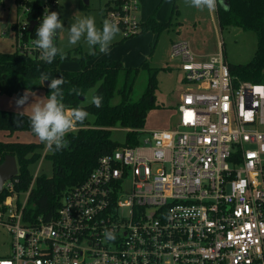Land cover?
I'll return each mask as SVG.
<instances>
[{
	"label": "built area",
	"instance_id": "2783aa9c",
	"mask_svg": "<svg viewBox=\"0 0 264 264\" xmlns=\"http://www.w3.org/2000/svg\"><path fill=\"white\" fill-rule=\"evenodd\" d=\"M15 3L25 17L12 26L15 50L39 58L31 41L45 9L60 13L61 0ZM138 6L105 0V17L124 37L137 36ZM171 56L190 85L176 127L100 157L48 220L26 217L7 181L0 226L11 253L0 264H264V83L236 84L221 42L199 59L177 40Z\"/></svg>",
	"mask_w": 264,
	"mask_h": 264
},
{
	"label": "trees",
	"instance_id": "16d2710c",
	"mask_svg": "<svg viewBox=\"0 0 264 264\" xmlns=\"http://www.w3.org/2000/svg\"><path fill=\"white\" fill-rule=\"evenodd\" d=\"M173 16L178 17L179 10L175 4ZM60 15V14H59ZM217 16L222 28L237 26L256 35V50L252 60L246 64L229 65V70L236 84L250 82L264 83V0H228V6L217 5ZM173 19L167 22L157 21L154 14L141 22L137 36L153 32L157 36L162 31H169L175 25ZM135 37V36H132ZM124 37L119 43L128 38ZM153 51V48H152ZM73 52V53H72ZM96 55H89L80 48L67 52L64 59L60 56L48 64L39 58L19 54L0 52V93L22 96L24 91L43 89L46 96L50 94V80L42 84L41 72L50 78L64 77V103L68 107H83L89 117L83 125L66 136L68 146L60 151L46 152L45 145L38 142H3L0 141V164L7 155L16 158L18 175L13 179L14 191L18 194L30 189L28 203L32 206L24 209L25 216L35 219L43 216L52 218L65 192L83 182L95 168L100 157L111 154L119 146L134 147L143 140L142 135L148 114L154 109L164 108L157 102L159 71L168 68L152 67L149 59H144L136 67H126L120 60H102L89 63ZM151 57V54L150 56ZM77 61L80 68L76 71L63 69L64 62ZM147 73V85L142 95L135 96L134 88L140 74ZM77 88L82 95L71 93ZM90 90L103 97L102 107L96 108L86 103ZM90 117H93L91 120ZM121 127L126 130L124 143L112 139V129ZM0 131L15 133L31 132L28 114L0 109ZM35 136V135H34ZM43 157L52 162L51 177L45 174L33 176L30 167ZM34 181V182H33ZM9 195L6 189L0 193V205Z\"/></svg>",
	"mask_w": 264,
	"mask_h": 264
},
{
	"label": "rangeland",
	"instance_id": "374dc122",
	"mask_svg": "<svg viewBox=\"0 0 264 264\" xmlns=\"http://www.w3.org/2000/svg\"><path fill=\"white\" fill-rule=\"evenodd\" d=\"M159 1H162V3L158 6L157 14L159 13L158 16H164L167 20L171 15L174 0ZM104 3L105 0H90L89 5H85L82 0H61L59 18L63 22V26L66 30L70 28L71 23L75 21L77 16H93L96 19L97 26L100 27L102 21L106 18ZM176 4L180 10L177 17L180 24L174 26V29L172 30L160 32L158 36L157 34L152 35L149 33L143 37V39H151V37H153L154 40H158L157 43L153 45V48H155L154 51L151 52V57H149L150 55L148 54L151 66L168 69H161L157 75L159 82L158 90L156 91L157 102L164 108L154 109L148 114L145 128L143 129V131L146 132L143 133L142 140L154 131L176 127L179 115L177 112V105L175 104L181 97L182 93L190 86L185 81L183 71L180 68L176 69L175 66L172 67L173 65L179 64V60L173 59L171 56L172 42L177 40H187L192 43L193 47L196 45L199 51L206 52H219V42H221V49L225 61L229 65L246 64L250 62L256 50L255 33L244 31L237 26L222 28L217 24L214 27L205 10L200 11L193 8L186 3V0H176ZM24 18L22 11L17 9L15 0H4L3 3H0V52L12 53L16 51L15 46L13 45L14 32L12 31V26L18 20ZM138 19L140 21L141 18L138 17ZM66 30L59 32L57 47L62 48L65 54L77 48H80L83 52H88V47L83 40L76 45H70L68 43V32ZM2 31H6V34H3ZM121 35H123V32L120 30L115 39H118ZM154 40L152 42H154ZM65 63L61 65L63 69L69 70L72 68H80L77 61H68L69 64ZM146 85L147 73L143 71L134 88L135 96L139 97L142 95ZM93 91L94 90L89 91L87 95L89 99L91 95H93ZM1 95L9 96L4 94ZM32 98V96L29 97V101L34 102ZM89 99H86V103H90ZM0 109L3 110L2 108ZM90 119L92 120L93 117H90ZM125 132L126 130L119 126L113 128L112 139L119 143H124ZM28 141L33 140L28 139ZM28 141L23 140L19 142ZM43 152L45 155L48 150L45 148ZM30 169L34 177L41 174L51 177L53 173L52 162L45 157L37 163L32 164ZM32 184L34 185V183ZM28 192L29 190L20 193L19 201L21 205L26 203L27 208L31 209L32 206L28 203ZM10 253L11 235L7 228L0 226V259L9 256Z\"/></svg>",
	"mask_w": 264,
	"mask_h": 264
},
{
	"label": "clouds",
	"instance_id": "9594fccd",
	"mask_svg": "<svg viewBox=\"0 0 264 264\" xmlns=\"http://www.w3.org/2000/svg\"><path fill=\"white\" fill-rule=\"evenodd\" d=\"M186 3L200 11L206 9L209 13H214L218 3L223 5L224 0H186ZM65 30L59 13L49 12L48 9H45L41 23L36 29V39L31 41L32 45L39 50V58L42 61L51 64L57 55L60 56V59L65 58L63 49L54 43L57 33ZM66 31L70 45H76L83 40L88 47L89 55L94 56L97 53L109 54L110 45L120 32V28L117 22L108 18H105L102 25L98 27L95 17L77 16ZM40 79L42 84L50 80L48 85L50 94L44 98H36L35 102L29 104V97L35 94L27 90L16 100V106L23 109L19 113L21 116L28 110V119L34 135L48 151L56 152L68 146L66 136L75 131L78 125H83L89 117V113L83 107H68L64 103L63 85L66 81L63 76L50 78L47 73L41 72ZM70 92L77 96L84 94L77 88L70 89ZM86 99L89 98L86 96ZM89 102L96 108H100L103 97L93 94ZM104 237L106 241H115L116 239L115 232L107 229L104 232Z\"/></svg>",
	"mask_w": 264,
	"mask_h": 264
},
{
	"label": "crops",
	"instance_id": "0c3cea01",
	"mask_svg": "<svg viewBox=\"0 0 264 264\" xmlns=\"http://www.w3.org/2000/svg\"><path fill=\"white\" fill-rule=\"evenodd\" d=\"M161 3H162V1L160 2L159 0H138L139 6H138V10H137V16L142 19V20L140 19V21L141 22L146 21L153 14H154L156 20L160 21V22H167V21L173 19L172 18L173 17L172 12H173V7L176 4V0L173 1V6L171 9V15H170L169 19H167V20L165 19L164 16H158L159 13L157 14L158 8H159L158 6H160ZM177 8H178V6H177ZM178 10H179V8H178ZM205 11L208 14V18H209V20H211V23H213L214 27L217 24H219L218 16H217V9L214 13H209L206 9H205ZM179 13H180V10H179ZM164 14H166V13H164ZM174 22H175L174 26H176L177 24H180V22L177 20L176 17H175ZM174 26L171 28V30L174 29ZM149 33H151L152 35L155 34L153 32H148V33H145L144 35L128 38L125 41L119 43V41H121L124 38V36L121 35L118 39H114V41L110 45L109 54L97 53V55L92 60H90L89 63H95V62H100L102 60H109L110 59V60H120L123 62V64L126 67H136L144 59L148 58V56L152 52L153 45L156 44L158 41V40H154L153 37H151V39H143V37ZM153 40H154V42H152ZM57 45H58V40H57ZM190 45H191L193 51L195 52V54L199 57V59H208L209 56L218 53L215 51H207V52L206 51H199L197 49L196 45L194 47L192 46V43H190ZM154 48H153V51H154ZM73 62H75V61H73ZM69 63H71V62H69ZM69 63L66 62L65 64H69ZM174 66L176 67V69L180 68V64L173 65L172 67H174ZM69 70L70 71H76L78 69L72 68ZM31 92H34V94H35L34 96H32L33 97L32 99L34 102H35L36 98L46 97L45 91L43 89H38L36 91H31ZM24 93H25V91H24ZM17 99L18 98L16 95L2 96L0 94V108H2L3 110L20 113L21 111H23V109L17 108V106H16V100ZM180 99H181V97L178 99V101L175 105H178ZM29 102H28L29 104L33 103L32 101H29ZM25 107H27V105H25ZM25 114L29 115L28 110L25 111ZM162 130H165V129H162ZM28 139L33 140L35 142L39 141L36 136H34L31 132H28V131L15 132L12 134L5 132V131H0V141H3V142H19V141H23V140L28 141ZM33 141H28V142H33Z\"/></svg>",
	"mask_w": 264,
	"mask_h": 264
},
{
	"label": "water",
	"instance_id": "95a60500",
	"mask_svg": "<svg viewBox=\"0 0 264 264\" xmlns=\"http://www.w3.org/2000/svg\"><path fill=\"white\" fill-rule=\"evenodd\" d=\"M85 5H89L90 0H82ZM225 6H228V0H224ZM36 25V22H31L30 30L33 29V27ZM47 85L48 82H45ZM18 175V165L16 158L12 155H7L5 157V160L2 164H0V193L2 192L4 188V184L7 181L15 179V177Z\"/></svg>",
	"mask_w": 264,
	"mask_h": 264
}]
</instances>
